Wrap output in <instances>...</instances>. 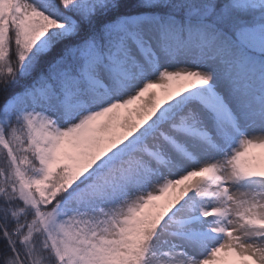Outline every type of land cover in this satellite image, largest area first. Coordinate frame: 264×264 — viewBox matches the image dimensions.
Here are the masks:
<instances>
[{"label": "snow or ice", "instance_id": "6c2138e0", "mask_svg": "<svg viewBox=\"0 0 264 264\" xmlns=\"http://www.w3.org/2000/svg\"><path fill=\"white\" fill-rule=\"evenodd\" d=\"M0 264H264V0H0Z\"/></svg>", "mask_w": 264, "mask_h": 264}]
</instances>
